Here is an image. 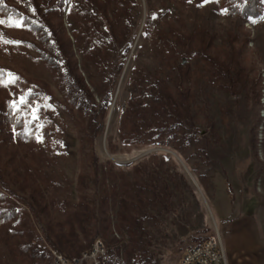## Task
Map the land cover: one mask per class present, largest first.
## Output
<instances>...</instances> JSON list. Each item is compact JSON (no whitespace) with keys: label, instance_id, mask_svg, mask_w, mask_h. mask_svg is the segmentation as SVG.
Returning a JSON list of instances; mask_svg holds the SVG:
<instances>
[{"label":"rangeland","instance_id":"rangeland-1","mask_svg":"<svg viewBox=\"0 0 264 264\" xmlns=\"http://www.w3.org/2000/svg\"><path fill=\"white\" fill-rule=\"evenodd\" d=\"M226 1L242 4L137 0L127 14L109 2L111 17L124 19V34L120 41H105L109 58L101 68L83 57L72 35L78 24L69 11L79 18L81 3L66 0L63 22L85 85L98 106L104 95L112 97L95 138L87 135V119L63 99L38 54L23 42L32 34L22 18L0 17L5 94L9 101L27 97L15 112L37 127L39 144L34 161L22 145L11 153L16 162L28 161L31 185L41 186L31 198L29 190L18 188L22 178L11 181L17 195L8 194L0 206L14 203L27 226L0 222V264H53L51 249L78 257L97 239L106 246L108 264H178L186 245L215 234L223 242L230 223L244 220L258 227L264 261V10L242 18ZM161 33L174 57L156 50ZM10 73L15 84L7 83ZM141 73L148 79L144 91L161 84L186 98V114L168 121L163 134L156 125L164 121L149 113L146 133L130 132L124 124L127 103L142 93ZM36 107L39 118L32 120ZM45 129L52 132L51 148L43 142ZM4 146L0 163L8 158ZM82 197L88 209L78 219L74 213ZM72 223L76 236L69 232ZM60 231L77 245L55 246L51 241Z\"/></svg>","mask_w":264,"mask_h":264},{"label":"trees","instance_id":"trees-1","mask_svg":"<svg viewBox=\"0 0 264 264\" xmlns=\"http://www.w3.org/2000/svg\"><path fill=\"white\" fill-rule=\"evenodd\" d=\"M78 1L81 3L82 8L79 18L69 11L70 17H73L75 23L78 24V30L72 32L75 43L82 45L83 57L99 64L101 68H105L109 58L108 46L105 41H120L123 39L124 34V31L122 32L123 25H121L124 19L118 16L111 17L107 6L109 2H116L120 10L128 14L129 4L135 2L136 5L137 0ZM196 1L200 2L201 0ZM22 2V6H18L12 4L9 0H0V17L18 16L22 18V26L32 34L23 42L38 54L40 60L49 70L52 80L63 99L87 119V135L95 138L102 130L112 97L109 94L104 95L101 98V104L98 106L89 88L85 85L77 67L74 43L67 34L63 22V7L66 0H22ZM226 3L232 9V12L239 14L242 18L257 17L264 10V0H242L241 5H232L233 3L228 1ZM55 19L60 21L56 23ZM155 40L156 50L164 58L171 52L172 57L176 55L173 47H170V50L166 49L167 39L163 33L159 34V38ZM131 46L132 44L128 46V52ZM0 74L3 75L1 69ZM147 80V76L141 73L138 81L142 93L139 97H134L127 103L128 107L124 112V124L128 123L130 125V132L146 133L150 128L146 120L147 113H149V116L153 115L156 119L160 118V121H164V124L159 122L156 125V129L163 134L165 128L169 126L168 121H177L186 114V98L183 93H179V97H177L167 86L161 84L152 86L149 89L150 93H148L143 90L146 87ZM5 93V86H0V145H5L8 154V158L0 163V188L5 191V193L0 191V203L8 200V194L17 195L11 183V181L16 182V179H23L24 183L21 182L18 188L24 191L29 190L31 198L36 197V192L41 190L38 183L35 182L34 185H31L30 178H34V170L31 169L28 161L23 160V164L21 160L16 162L13 153H11L12 150L14 151L17 148L15 145L19 144L23 146V151H25L28 159L33 161L34 158L37 159L36 148L39 146L36 134L37 127L33 123H27L24 118L9 107V99ZM26 124L30 131H25ZM51 135V131L43 130V142L47 148H51ZM122 136L126 138L127 133L122 132ZM19 162L22 164L20 168L22 171L18 167ZM26 178L30 180L28 186ZM79 184L84 185L82 179ZM85 200L86 198H81L80 210L74 213L78 219L81 214L87 212L88 204ZM19 213L20 211L14 203L5 207L0 206V222L10 223L13 221L16 225L27 226ZM49 229L52 230L50 225ZM69 232L76 236L73 223L70 225ZM64 235L65 233L60 231L57 235V241L51 242L61 250L77 245L76 241L69 244ZM35 247L32 248L34 256L38 253L37 246ZM133 256L134 252L129 253V262L132 261Z\"/></svg>","mask_w":264,"mask_h":264},{"label":"built area","instance_id":"built-area-1","mask_svg":"<svg viewBox=\"0 0 264 264\" xmlns=\"http://www.w3.org/2000/svg\"><path fill=\"white\" fill-rule=\"evenodd\" d=\"M53 264H108L109 258L106 246L101 239H97L92 247L84 252L83 258L64 256L57 249L50 250ZM178 264H227L225 251L218 234L211 235L196 243L186 245L182 250Z\"/></svg>","mask_w":264,"mask_h":264},{"label":"crops","instance_id":"crops-1","mask_svg":"<svg viewBox=\"0 0 264 264\" xmlns=\"http://www.w3.org/2000/svg\"><path fill=\"white\" fill-rule=\"evenodd\" d=\"M222 245L230 264H264L258 227L249 220L231 222Z\"/></svg>","mask_w":264,"mask_h":264},{"label":"snow or ice","instance_id":"snow-or-ice-1","mask_svg":"<svg viewBox=\"0 0 264 264\" xmlns=\"http://www.w3.org/2000/svg\"><path fill=\"white\" fill-rule=\"evenodd\" d=\"M210 2H212V0H201L202 4H207V3H210ZM0 23H3V21L0 20ZM16 81H17V77H15L13 74L10 73L8 75V77H7V83L8 84H15ZM0 86H5V79H4L2 74H0ZM30 93H31V90H29V95H30ZM27 103H28L27 97L25 95H20L16 99L10 100L8 102V105H9V107L11 109H13V111H19V106L20 105H26ZM38 111H39L38 107L31 109V112H32L31 118H32V120H36V119L39 118L38 115H37ZM25 131H30V129L28 128L27 124L25 125Z\"/></svg>","mask_w":264,"mask_h":264},{"label":"bare ground","instance_id":"bare-ground-1","mask_svg":"<svg viewBox=\"0 0 264 264\" xmlns=\"http://www.w3.org/2000/svg\"><path fill=\"white\" fill-rule=\"evenodd\" d=\"M64 256H66V255H64ZM83 257H84V253L82 255L76 257V258H83Z\"/></svg>","mask_w":264,"mask_h":264}]
</instances>
